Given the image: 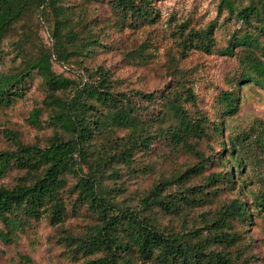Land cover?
<instances>
[{
	"label": "trees",
	"instance_id": "obj_1",
	"mask_svg": "<svg viewBox=\"0 0 264 264\" xmlns=\"http://www.w3.org/2000/svg\"><path fill=\"white\" fill-rule=\"evenodd\" d=\"M112 2L128 23L156 19L153 0ZM218 3L244 25L232 31L222 50L237 58L241 67L237 81H251L264 90V0ZM67 6L61 0H0V41L28 11L50 17L52 13L50 45L39 48L14 71L0 70V104L9 103L11 95H21L23 82L32 72L39 75L44 95L40 105L28 111L27 119L37 127H51V134L41 145L23 142L10 130L4 132L14 141L12 147L0 148V176L12 168L22 171V176L12 185L0 184V240L9 241L29 219L46 217L53 224L61 221L67 212L64 197L74 194L70 208H85L92 221L79 234L63 231L57 238L72 257H83L80 264H251L226 249L237 236L235 230H230V221L250 219L248 206L237 196L223 202L211 218L203 217L199 224L193 222L182 231L163 227L156 216L158 210L172 215L185 205L210 201L201 196L207 193L203 184L185 186L177 193L165 192L167 185L179 182L183 176L186 180L200 173L204 164L194 163L154 182L140 196L138 206L118 196L116 180L124 171L134 175L139 169L136 154L150 149L158 139L185 146L200 159L201 153L189 138L203 137L205 121L183 106V100H194L187 87L119 91L108 71L99 65L93 69L82 66L83 71L75 77L55 72L52 56L61 63H70L98 41V32L88 25L84 13L73 17ZM211 26L208 23L205 29H189L182 43L206 49L212 38ZM218 98L222 111L235 110L237 95L233 89L221 90ZM155 101L160 102L156 110ZM212 129L218 131L220 127L213 125ZM259 129L255 140L264 152V124ZM232 149L230 146L224 154L219 152V159H228V168L207 174V182L227 185L233 181V174L240 170V157ZM68 175L73 181L65 188ZM252 201L264 207L261 195L254 194Z\"/></svg>",
	"mask_w": 264,
	"mask_h": 264
},
{
	"label": "rangeland",
	"instance_id": "obj_2",
	"mask_svg": "<svg viewBox=\"0 0 264 264\" xmlns=\"http://www.w3.org/2000/svg\"><path fill=\"white\" fill-rule=\"evenodd\" d=\"M61 1L68 4L73 17L84 13L88 25L98 32V41L70 63H61L52 56L51 66L55 72L75 77L83 71L82 66L93 69L99 65L108 71L114 88L119 91L133 88L166 91L174 86L187 87L193 92L194 100H183V106L205 121L203 137L189 138L201 153L200 159L185 146H174L158 139L150 149L136 154L139 169L134 175L124 171L116 180L118 196L133 207L138 206L140 196L154 182L200 162L204 164L200 173L186 180L183 176L179 182L167 185L165 192L203 184V191L207 193L201 196L210 201H201L197 206L185 205L181 212L172 215L158 210L157 218L163 227L186 230L193 222L199 224L203 217L211 218L223 202L237 196L248 206L250 219L230 221V230H235L237 236L226 249L232 256L239 255V260L247 258L251 264H264V207L252 201L254 194L264 198V152L255 140L260 125L264 124V90L251 81L238 82L241 67L235 54L222 51L232 31L244 28L243 22L219 5V0H153L156 19L146 23H128V19L117 13L112 0ZM50 18L52 13L50 17V14L41 15L30 10L1 39L2 72L18 69L27 57L50 45ZM208 23H212L209 31L212 38L206 49L182 43L189 29H205ZM179 24L184 26L180 28ZM227 89H233L237 95L232 113L222 111L218 98L219 92ZM22 90L19 96L11 95L9 103L0 104V148L13 146L14 140L4 133L5 130L14 132L23 142L40 145L51 134V127H37L27 119L28 111L40 105L44 95L39 75L32 72L23 82ZM180 91L183 96L184 90ZM153 106L156 110L160 102L155 101ZM213 125L220 129L213 130ZM230 146H233L232 153L237 152L240 157V170L233 174L231 183L212 185L205 176L228 168V159L221 160L217 155L220 151L224 154ZM21 176L22 171L9 169L0 176V184L12 185ZM72 181L71 175L66 176L64 187L70 186ZM66 193L65 190L64 195ZM73 196L64 197L67 212L61 221L53 224L46 217L29 219L9 241L0 240V264H80L83 257H72L66 245L57 238L63 231L79 234L92 221L85 208H70Z\"/></svg>",
	"mask_w": 264,
	"mask_h": 264
}]
</instances>
